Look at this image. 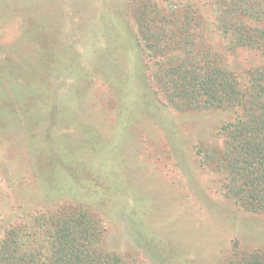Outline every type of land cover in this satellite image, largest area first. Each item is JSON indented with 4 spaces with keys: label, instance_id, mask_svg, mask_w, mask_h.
I'll return each instance as SVG.
<instances>
[{
    "label": "rangeland",
    "instance_id": "374dc122",
    "mask_svg": "<svg viewBox=\"0 0 264 264\" xmlns=\"http://www.w3.org/2000/svg\"><path fill=\"white\" fill-rule=\"evenodd\" d=\"M127 1L0 0V238L77 209L125 264L264 251V213L225 196L196 152L233 111L179 110L149 87Z\"/></svg>",
    "mask_w": 264,
    "mask_h": 264
},
{
    "label": "trees",
    "instance_id": "16d2710c",
    "mask_svg": "<svg viewBox=\"0 0 264 264\" xmlns=\"http://www.w3.org/2000/svg\"><path fill=\"white\" fill-rule=\"evenodd\" d=\"M127 6L150 88L179 110L233 111L217 131L221 141L196 152L202 167L221 174L225 196L264 213V63L248 62L245 54L264 56V0H128ZM46 221L53 227L42 234L8 228L0 264H125L105 248V228L86 212ZM226 264H264V251L241 252L236 244Z\"/></svg>",
    "mask_w": 264,
    "mask_h": 264
}]
</instances>
